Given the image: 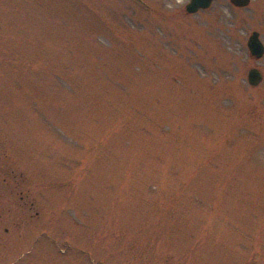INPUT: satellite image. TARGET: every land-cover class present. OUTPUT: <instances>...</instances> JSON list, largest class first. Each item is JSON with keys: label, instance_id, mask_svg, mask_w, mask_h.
Wrapping results in <instances>:
<instances>
[{"label": "rangeland", "instance_id": "374dc122", "mask_svg": "<svg viewBox=\"0 0 264 264\" xmlns=\"http://www.w3.org/2000/svg\"><path fill=\"white\" fill-rule=\"evenodd\" d=\"M189 2L0 0V264H264V0Z\"/></svg>", "mask_w": 264, "mask_h": 264}, {"label": "water", "instance_id": "95a60500", "mask_svg": "<svg viewBox=\"0 0 264 264\" xmlns=\"http://www.w3.org/2000/svg\"><path fill=\"white\" fill-rule=\"evenodd\" d=\"M215 0H190L186 6L188 14H196L200 10L209 9ZM231 4L236 8H246L250 5L251 0H230ZM248 48L250 53L256 59L264 56V44L260 39V34L254 31L248 40ZM263 81V74L257 68H252L248 72V82L251 86L256 87Z\"/></svg>", "mask_w": 264, "mask_h": 264}]
</instances>
